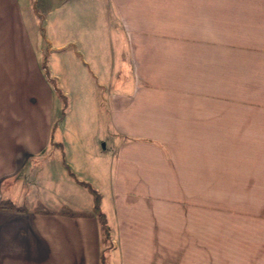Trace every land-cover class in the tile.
<instances>
[{
	"label": "crops",
	"instance_id": "obj_1",
	"mask_svg": "<svg viewBox=\"0 0 264 264\" xmlns=\"http://www.w3.org/2000/svg\"><path fill=\"white\" fill-rule=\"evenodd\" d=\"M0 206V264H264V0H0Z\"/></svg>",
	"mask_w": 264,
	"mask_h": 264
},
{
	"label": "trees",
	"instance_id": "obj_2",
	"mask_svg": "<svg viewBox=\"0 0 264 264\" xmlns=\"http://www.w3.org/2000/svg\"><path fill=\"white\" fill-rule=\"evenodd\" d=\"M43 69H44V73H45V75H46V77H49L48 76V73H47V69H46V67H45V65H44V67H43ZM54 90L57 92V93H59V91L54 87ZM60 99H61V101H62V104H63V109H65V105H66V100H65V98H62V97H60ZM84 185V184H83ZM87 188H88V190L91 192V194H92V197H93V207H92V209L94 210V212L95 213H97V215H98V217L100 218V221H101V223H102V226H103V231H104V241H108V238H109V232H108V229H107V227L105 226V220L103 219V215H102V213L99 211V209H98V200H99V195L91 188V187H89L88 185H85ZM0 208H2V206H0ZM62 214H67V215H75V213L74 212H72V211H70V210H65V209H63V210H61L60 211ZM103 263V262H102ZM103 264H105V263H103Z\"/></svg>",
	"mask_w": 264,
	"mask_h": 264
}]
</instances>
